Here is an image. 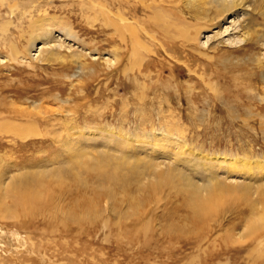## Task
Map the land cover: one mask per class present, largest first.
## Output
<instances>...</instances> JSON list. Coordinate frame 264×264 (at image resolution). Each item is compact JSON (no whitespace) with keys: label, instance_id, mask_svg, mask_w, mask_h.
I'll list each match as a JSON object with an SVG mask.
<instances>
[{"label":"rangeland","instance_id":"rangeland-1","mask_svg":"<svg viewBox=\"0 0 264 264\" xmlns=\"http://www.w3.org/2000/svg\"><path fill=\"white\" fill-rule=\"evenodd\" d=\"M254 2L245 0L244 10L255 11ZM66 11L68 8L58 7L51 14L65 17L80 38L87 43L93 40L100 53L113 50L111 45L117 40L102 16L87 24L75 12L68 17ZM245 14L237 12L221 26L232 20L240 30L247 26L250 14ZM253 28L263 32L262 25ZM218 31L214 28L202 38L211 37L207 44L219 47L227 36L214 37ZM59 33L58 27H53L55 40L51 43L62 45L59 51L63 55L57 53L63 61L34 70L15 63L0 67V109L25 110L39 122L37 138L24 142L0 131V178L6 184L12 181L11 192L27 200L21 206H15L11 198L0 201V264H264V246L262 255L256 257L250 254V241L239 237L246 235L245 222L252 219L250 209L255 207L264 215V190L261 196L255 194L257 185L264 183V167L251 179L242 174L226 176L219 170L218 177L236 179L253 188L235 193L217 190L210 213L201 211L194 218L191 200L183 192L171 191L169 183L159 180L148 164L173 168L168 158L175 153L207 167L215 163L209 159L227 156L255 161L257 166L258 160L264 161V82L252 81L257 87L253 92V86L245 81L249 68L244 64L239 68L229 59L220 62L221 54L209 61L208 67L204 58L178 50L175 54V48L173 57L160 58L158 66L149 54L142 75L125 79L118 77L120 68L108 74L104 65L88 63L89 47L82 49ZM258 73H264V68ZM167 105L174 110L172 117L160 114ZM43 119L70 123L71 128L58 130V135L70 136L73 150L58 142L56 129L44 128ZM161 133L168 139L161 138ZM90 135L93 141L84 139ZM99 137L112 143L103 146ZM123 138L137 142H131L135 148L124 149L116 143ZM79 153L84 157L69 165ZM117 155L128 160H114L118 168L114 174L108 159ZM81 162L102 172L88 170ZM175 167L191 182L200 183L206 177ZM87 203L93 204V212L82 211ZM69 212L74 216L68 218ZM104 217L111 222L106 230L101 227ZM208 226L214 229V236L198 250L192 239Z\"/></svg>","mask_w":264,"mask_h":264},{"label":"bare ground","instance_id":"bare-ground-1","mask_svg":"<svg viewBox=\"0 0 264 264\" xmlns=\"http://www.w3.org/2000/svg\"><path fill=\"white\" fill-rule=\"evenodd\" d=\"M254 1L256 6L254 9L255 11L248 12L244 10L245 0H190L188 3H186V0H0V67H5L7 63H15L20 67L33 69L37 66L48 65L55 61H63V57L57 53L61 51L62 45H60V43H51L52 40H55L52 35L53 27L57 26L60 32L59 34H62L64 38L80 45L82 49L89 47L88 55L91 54V58L88 63L95 66L99 63L100 65H104L105 71H107L108 74L114 69L120 68L118 77L120 76L125 79H128L127 77L131 75L130 79L142 75L143 64L145 60L149 58V54L152 56V59L155 58L154 60H156V62L153 61L155 64L154 66H158L161 63L160 58L166 59V57H171V53H173L175 48V54H177L176 51L178 50V53H184V55L186 54V56L189 57L193 55L195 56L194 58H204L206 62H208V67L209 61H212L215 57L222 54L220 62L229 59L232 65L242 66L244 64L245 67L249 68L245 81L250 83V85L252 81L260 84L264 82V73H258V70L264 68V0ZM58 7L61 8V10L68 8V11H66L68 17L70 15L69 13L75 12L77 17L79 19H84V22L87 24H92V22L97 21L98 18L102 16L105 27L112 31L110 33L114 37V40H117L111 45V49L113 50L109 51L110 53L108 54L106 52L100 53L97 47H95L96 45L93 40L87 43L84 39L80 38L72 25L65 20V17L61 19L54 13L53 15L51 14L52 12H56ZM237 12L246 13L245 15L250 14L247 26H243L239 30L238 27L240 26H236L235 22L232 20L229 21L228 26H221L223 23H227L229 17H236ZM260 25L263 26L262 33L253 28L254 26ZM214 28L219 30L215 32L214 37L222 35L227 36V39L221 40L222 42L219 47H213L207 44L211 37L207 36L205 40L202 38ZM242 30H244V32L238 36L237 34ZM232 31V34L235 35L230 34ZM3 50L5 51L4 55L1 54ZM261 50L263 54L261 53V55L256 57V53ZM219 51L223 52L220 53ZM102 55L107 56L102 57ZM81 58H85V55ZM232 59H234L235 62H233ZM150 72H148V74ZM155 77H159L158 72L155 73ZM208 86L210 87L209 84ZM251 86L253 87L250 89L254 92L257 87L254 88V84ZM126 108H128V106ZM160 108L161 105H159V109ZM167 108L168 109L165 111L162 110L160 114L163 117H172V115H174V110L170 105H167ZM65 121L62 122L61 120V125V123H57L58 121L55 122L51 119H43L42 124L46 130L49 128L56 129L54 136H56L58 142H61L67 150H73L74 140L70 136L61 138L63 134L60 136V139L58 135V132L64 128H71L70 123H65ZM142 126H145V124H142ZM38 129L39 122L28 111L18 110L17 112L16 110L0 109V131L2 134L16 135L24 142L25 139L35 136V133H37L36 130ZM90 136L91 138L85 136L84 139L93 141V135ZM160 136L163 139H168L167 137H169L162 133ZM82 137H84V135ZM152 137L151 140H154ZM99 138L103 146L104 143L109 144L111 142L110 139ZM131 140L124 139L122 142L119 140L120 143H116L125 146L123 147L124 149L129 148V150H133L135 146L131 147ZM132 143L135 144L137 142ZM159 153L164 155L163 157L166 156L162 151ZM83 157L84 154L79 153L72 159V162H69V165ZM220 159L221 158L216 157L215 160L213 158L209 159L215 161V163L207 167L185 159L184 154L174 153L170 159L168 158L169 164L172 165V163H174L173 168L170 166L164 167L166 165L162 163L156 164V162L148 164L149 168L155 171L159 180H164L169 183L171 191H176L179 194L183 192L186 197H188V200H191L189 203L190 208L194 210V218H198L197 216L202 212L209 211L213 198L212 196L217 190L221 189L228 193H235L238 191L249 192L253 188L252 185L236 179L227 181L225 177V179L218 177L216 174L219 170L223 171L226 176H240L242 174L243 177L251 179L256 170L258 172L260 168L264 167V161L261 160H256L257 166H255V161L254 163H250L241 158L227 156V158L224 157ZM114 160L125 162V160L128 159L125 155L121 157L117 155L108 159V166L112 169V173L116 174L118 168L114 166ZM84 164L86 166L85 168H89L88 170L92 169L97 173L102 172L98 167H91L93 164L88 165V163H83V165ZM69 165L65 167L67 168ZM80 165L83 166L82 164ZM175 165L199 172L200 174L204 173L206 177L203 180L201 179L200 183L191 182L180 169H176ZM11 182L6 184L0 178V201L11 198L15 206H21L27 200L11 192ZM257 188L258 190L255 194L261 196L264 190V183L257 185ZM263 194L264 192L262 195ZM33 196H37V194ZM33 196L32 198H34ZM40 201L42 200L40 199ZM262 202L264 204V200ZM29 205L32 204L29 203ZM92 207V203H87L84 204L81 209L82 211L93 212ZM257 214H259L258 209H255V207L250 209L252 219L249 218V220L245 222L244 231L246 235L239 236L242 239L247 238L248 241H250L252 246L250 254L256 257L262 255L261 248L264 246V215ZM72 216H74V214H71V212L67 215L68 218ZM52 219L56 220L54 215H52ZM101 223L103 230L108 229L111 225L108 217H104ZM147 226H149L148 220L145 225L146 229ZM206 229L207 230H205L203 234L192 239L194 242L193 244L197 246L196 248L198 250L201 249V246L204 245V242L208 240V238L214 236L211 235L214 232L213 228L208 226ZM107 236L108 235H105V238H107ZM199 254L204 253L203 251H199Z\"/></svg>","mask_w":264,"mask_h":264}]
</instances>
